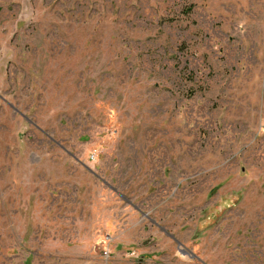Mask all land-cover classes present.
<instances>
[{
  "label": "rangeland",
  "instance_id": "1",
  "mask_svg": "<svg viewBox=\"0 0 264 264\" xmlns=\"http://www.w3.org/2000/svg\"><path fill=\"white\" fill-rule=\"evenodd\" d=\"M0 264H264V0H0Z\"/></svg>",
  "mask_w": 264,
  "mask_h": 264
}]
</instances>
